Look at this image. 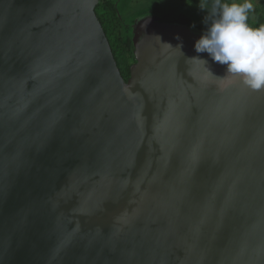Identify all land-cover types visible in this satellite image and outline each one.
I'll return each instance as SVG.
<instances>
[{
	"label": "water",
	"instance_id": "obj_1",
	"mask_svg": "<svg viewBox=\"0 0 264 264\" xmlns=\"http://www.w3.org/2000/svg\"><path fill=\"white\" fill-rule=\"evenodd\" d=\"M98 1L0 0V264H264V90Z\"/></svg>",
	"mask_w": 264,
	"mask_h": 264
},
{
	"label": "clouds",
	"instance_id": "obj_2",
	"mask_svg": "<svg viewBox=\"0 0 264 264\" xmlns=\"http://www.w3.org/2000/svg\"><path fill=\"white\" fill-rule=\"evenodd\" d=\"M198 8L205 29L194 43L195 51L208 53L249 89L264 90V24L249 23L254 0H199Z\"/></svg>",
	"mask_w": 264,
	"mask_h": 264
},
{
	"label": "trees",
	"instance_id": "obj_3",
	"mask_svg": "<svg viewBox=\"0 0 264 264\" xmlns=\"http://www.w3.org/2000/svg\"><path fill=\"white\" fill-rule=\"evenodd\" d=\"M156 1L152 3V0H150L145 6L142 7H137L136 5H128L127 15L125 13L127 8L124 7V9L122 10L120 8L118 0H101V2L95 7L96 15L107 36L114 59L125 80L129 76V65L127 57L130 56L134 59L132 43L133 20L138 16L150 12L160 14V12L163 10L161 2ZM170 19L183 23L187 22L197 27L205 26L202 22L203 19L194 22L193 20H190L189 17L188 19H186V17L183 15H173L170 16ZM249 23L254 27L262 24L259 17L256 18L255 23L250 22L249 18Z\"/></svg>",
	"mask_w": 264,
	"mask_h": 264
},
{
	"label": "rangeland",
	"instance_id": "obj_4",
	"mask_svg": "<svg viewBox=\"0 0 264 264\" xmlns=\"http://www.w3.org/2000/svg\"><path fill=\"white\" fill-rule=\"evenodd\" d=\"M148 1L150 0H118L120 8L122 10L124 9V7L127 8V10L125 11L126 15L128 14V5L129 6L136 5L137 7H142L145 6L148 3ZM155 1L152 0V3H154ZM100 2L101 0H99L97 4H99ZM156 2H161V6L163 10L160 12V14H156L159 17H161V19L168 16L182 14L183 16L186 17V19H188L189 17L190 20H193L195 22L203 19L204 16V13L201 12L198 8L199 0H157ZM254 2H255V8L249 17L250 22L255 23L256 18L259 17L261 23L264 24V0H254ZM127 59L130 68V65L134 63L135 60L130 56L127 57Z\"/></svg>",
	"mask_w": 264,
	"mask_h": 264
},
{
	"label": "flooded vegetation",
	"instance_id": "obj_5",
	"mask_svg": "<svg viewBox=\"0 0 264 264\" xmlns=\"http://www.w3.org/2000/svg\"><path fill=\"white\" fill-rule=\"evenodd\" d=\"M179 15H182V14H179ZM181 17V16H180ZM162 20H164V21H173V22H178V21H175V20H171L170 19V16H168V17H164V18H162ZM179 23H183V22H179ZM186 24H189V23H186ZM190 25H192V24H190ZM197 27V26H196ZM205 27V26H204ZM204 27H200V28H204ZM128 78V77H127Z\"/></svg>",
	"mask_w": 264,
	"mask_h": 264
}]
</instances>
